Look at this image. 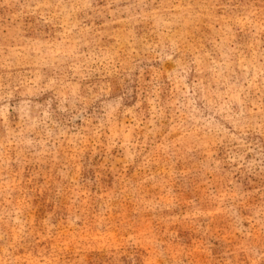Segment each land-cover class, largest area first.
Masks as SVG:
<instances>
[{"label":"rangeland","instance_id":"obj_1","mask_svg":"<svg viewBox=\"0 0 264 264\" xmlns=\"http://www.w3.org/2000/svg\"><path fill=\"white\" fill-rule=\"evenodd\" d=\"M0 264H264V0H0Z\"/></svg>","mask_w":264,"mask_h":264}]
</instances>
